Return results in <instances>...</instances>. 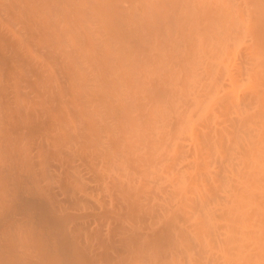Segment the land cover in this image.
<instances>
[{"label": "bare ground", "instance_id": "obj_1", "mask_svg": "<svg viewBox=\"0 0 264 264\" xmlns=\"http://www.w3.org/2000/svg\"><path fill=\"white\" fill-rule=\"evenodd\" d=\"M207 263L264 264V0H0V264Z\"/></svg>", "mask_w": 264, "mask_h": 264}, {"label": "rangeland", "instance_id": "obj_2", "mask_svg": "<svg viewBox=\"0 0 264 264\" xmlns=\"http://www.w3.org/2000/svg\"><path fill=\"white\" fill-rule=\"evenodd\" d=\"M240 4H241V3H240ZM239 7H242V8H243V7H244V4H243V6H242V5H239ZM242 8H241V9H242ZM240 11H241V10H240ZM242 12H243V10L241 11V13L239 12V13H240V16L244 17L243 15H245V14H243ZM242 14H243V15H242ZM242 17H241V18H242ZM243 19H244V18H243ZM242 36H243V34H241V35L238 36L239 39H238V38H235L236 41L233 39L235 42L238 41V42H237V45H236V43H235V45L237 46V48H239V50H242L241 47L244 45V44L242 45V42H244V40L246 39V38H244V36H243V37H242ZM231 37L233 38V36L230 35L229 38H231ZM240 37H242V39H243V41L241 42V44H239V43H240L239 40H241ZM245 41L247 42L248 40L246 39ZM241 45H242V46H241ZM240 46H241V47H240ZM240 48H241V49H240ZM236 51H238V49H236ZM238 54L240 55V52H239ZM238 54L235 55V57L237 56V58H239ZM230 57H231V56H230ZM240 58H242V57H240ZM238 61H239V60H238ZM242 83H243V82H242ZM244 83H245V85L247 84L245 81H244ZM244 83H243V84H244ZM247 86H248V85H247ZM243 87H246V86L243 85ZM215 113H216V111H215ZM215 113H212V114L210 113V114L208 115V117L205 118V119H208L210 116H212V118H213V114L215 115ZM216 114H217V113H216ZM218 115H219V113L217 114V117H216L217 119H218ZM215 116H216V115H215ZM215 116H214V117H215ZM212 118H210V120H206V121L203 120V119H202V120H203L204 122H206V123L209 122L210 125H211V123H213ZM216 118H213V119H216ZM217 119H216V120H217ZM219 119H220V118H219ZM216 120L214 121V124H215ZM196 121H197V122H195V124H196L197 127L195 126L196 128H195V130H194V134H192V135H193V139H194V141H195V139H197V138H195V137H200V136H201V134H200V132H199V129L202 130L201 128H204V127H203V126H204V122L199 123V121H200L199 119L196 120ZM200 122H201V121H200ZM206 123H205V125H206ZM199 125H200V126L202 125V126L199 127ZM208 125H209V124H208ZM210 125H209V127H212V126H210ZM212 125H213V124H212ZM213 126H214V125H213ZM203 130H204V129H203ZM198 132H199V134H198ZM190 134H191V133H190ZM197 135H198V136H197ZM199 139H200V138H198V141H199ZM214 147H216V146L213 145V146H211V147L207 150V153H208V154L205 153V154H206V155H205V154L203 153V154H204L203 156H202V154H201L202 158H204V156L206 157V156L208 155V159H209L210 154L212 153L213 155L215 154V155H214L215 157L212 155L215 159H217V158L220 159V158L222 157V156H221L222 154L220 155L219 151H217V150H219V149H216V148H218V147H216L215 150L218 152V155H220V156H218L217 153H215L216 151L213 153V149H214ZM211 151H212V152H211ZM201 156L199 155L197 159H199ZM216 156H218V157H216ZM202 158L199 159V160H197V161H200V166H199V168H198L197 173L199 172L198 175H200V176L203 174L202 176L205 178V174L208 172V168H210L209 165L213 164L212 167H213V166H217V163H218V162H217L214 158L212 159V162H210V161H211V158H212V157H210V159H209L210 161H209V162H206L208 159H207V158H204V160H205V159H206V160L204 161V163H201V162L203 161ZM201 160H202V161H201ZM213 160L216 161V165H214L215 162H214ZM218 161H219V160H218ZM213 162H214V163H213ZM197 163H198V162H197ZM205 163H208V164L206 165L207 167L205 166V167L207 168V169H206L207 171H204V168H205L204 165H205ZM198 164H199V163H198ZM218 165H219V164H218ZM214 168H216V169L218 170V166H217V167H214ZM214 168H213L212 170H211V169H210V170H211V171H215ZM202 169H203V170H202ZM210 170H209V171H210ZM200 171H201V172H200ZM205 172H206V173H205ZM215 172H216V171H215ZM215 172H214V175H215ZM201 173H202V174H201ZM210 173H211V172H210ZM208 174H209V173H207L206 181H205L206 185H203L204 179L202 180V183H200V181H201V177H202V176L199 178L198 175H197L198 177L196 178V179H198V180L196 181V183H200V185L207 186V184H209V183H207ZM212 175H213V173L211 174V177L214 176V175H213V176H212ZM236 175H237V174H236ZM209 176H210V175H209ZM220 176H221V175H220ZM203 177H202V178H203ZM211 177H209V178H211ZM235 177H239V176H235ZM209 178H208V181L211 180V179H209ZM214 178H216V175L214 176ZM214 178H213V179H214ZM199 179H200V180H199ZM236 180H237V178H236ZM211 181H212V180H211ZM222 182H223V181H222ZM205 183H204V184H205ZM210 183H211V182H210ZM223 183H224V182H223ZM223 183H222V186H221V187H222V189L224 188V192H223V190L221 189V187L217 189L218 192H221V193L223 192V194L225 193L224 196H225V195H228V193L231 194V190H229V189L226 190V188H227L226 186H227V185L224 186ZM196 186H198V184H197ZM198 187L201 188V186H198ZM200 188H199V189H200ZM204 188L207 189V187H204ZM208 188H209V191H208V192H210L209 196H213V197H214V195H215V193L217 192V190L214 189L216 192L214 191L215 193L213 194L212 188H211L209 185H208ZM202 189H203V187H202ZM202 189H201V191H202ZM203 190H204V189H203ZM206 191H207V190H206ZM206 191H205V192H206ZM225 191H226V192H225ZM227 191H229V192L227 193ZM196 192H197V194H200V193H202V192H204V191L200 192V191H197V189H196ZM198 192H199V193H198ZM205 192H204V193H205ZM211 192H212L213 195H211ZM218 192H217L216 194L219 195ZM232 193H234V191H233ZM206 194L208 195L207 192H206ZM223 194H222V195H223ZM201 195H202V194H201ZM201 195H199V196L201 197ZM222 195H219V196H221L220 198H218L219 196H217V195H215V197L217 196L216 199L218 198L219 201H220L221 198H222ZM197 196H198V195H197ZM204 196H206L205 194L202 195V197H203V198H206V197H204ZM207 197H208V196H207ZM215 197H214L213 202L216 200ZM225 197H226V196H225ZM225 197H223L222 200H224ZM227 197H228V196H227ZM227 197H226V198H227ZM231 197L234 198L233 196H231ZM210 198H211V200H210ZM210 198L208 197L209 201H211V202H209L208 199H207L208 205H210L209 203H211L212 205H214L215 202H217V201H215L214 203H212V199H213V198H212V197H210ZM229 198H230V197H229ZM222 200H221L220 202L218 201L217 204L221 203ZM226 200L228 201V199H226ZM226 200H225V201H226ZM231 201H232V200L228 201L229 204H232ZM223 202H224V201H223ZM228 202H226V203L228 204ZM232 202H233V201H232ZM226 203H225V205H227ZM221 204H222L221 206L224 205V203H221ZM212 205H211V206H212ZM211 206H207V208H210ZM219 206H220V205H219ZM228 206H229V205H228ZM228 206H227V207H228ZM214 207H216L217 209H219L218 206H216V205H214ZM214 207H211L209 210H210L211 212H214V211H213V210H214ZM223 207H224V210H223V211L225 212V211H226V210H225L226 206H223ZM229 207H230V206H229ZM231 207H234V206H231ZM207 208H206V206H205V209H206V210H208ZM205 209H204L203 212H201V213L198 211V212L200 213L199 215H200L202 218H203V216H205L204 214H202V213H205V212H206ZM211 209H213V210H211ZM220 209H222V208H220ZM220 209H219V210H220ZM228 210H231V208H230V209L228 208ZM228 210H227V211H228ZM210 211H209V212H210ZM227 211L225 212L226 214H228V213L230 212V211H228V213H227ZM232 211H233V209H232ZM207 212H208V211H207ZM207 212H206V213H207ZM216 212H217V211H216ZM218 212H219V211H218ZM235 212H236V211H234V214H235ZM206 213H205V214H206ZM214 213H215V212H214ZM232 213H233V212H231V214H232ZM197 214H198V213H197ZM201 214H202V215H201ZM212 214H213V213H212ZM216 214H217V213H216ZM219 214H221V210H220ZM222 214H224V213H222ZM234 214H232L231 216H233ZM208 215L210 216V213H209ZM238 215H239L238 213H237V215H234V218H235V216H238ZM213 216H214V215H213ZM220 216H222V215H220ZM239 216H240V215H239ZM206 217H207V219L205 218V220H204V218H203V220H202V221H205V224L201 221V218H200V219L197 220V221L200 222V224H196V226L201 225V222H202L204 225H206V227L204 226L205 228L208 227L209 229H210V228L212 229L214 225H213V224H212V225L210 224L211 226H209V225L207 226V223H206V222H210V220H211V218H212V215H211V218H209L208 216H206ZM214 217H215V216H214ZM216 217H217V216H216ZM227 217H228V216H227ZM229 217H230V213H229ZM208 218H209V220H208ZM218 218H219V217H218ZM218 218H217V219H218ZM221 218H222V217H221ZM224 218H226V217H224ZM224 218H222V219L224 220ZM230 219H232V218L230 217V218H227V219H225V220H227L228 223H229V221L231 222ZM213 220H214V218H213ZM218 220H219V219H218ZM214 221H215V222H218L217 220H214ZM237 221H239L238 218H237ZM215 222H214V223H215ZM219 222H221V221H219ZM222 222H223L222 224H221V223H219V224L223 225V224L225 223V221H222ZM232 222H233V221H232ZM232 222H231V224H232ZM212 223H213V222H212ZM203 224H202V226H203ZM208 224H209V223H208ZM215 224H216V223H215ZM218 226H219V225H216L217 229H219V230H218V233H221V231H222V233H223L224 229H226V227H225L226 225H223L225 228L222 227V226H221L222 228H221V227L218 228ZM227 226H229V225H227ZM230 226H231V225H230ZM198 227H199V226H198ZM198 227H195V228H196L195 230H197ZM199 228H200V227H199ZM202 228H203V227H201L200 229H198L197 231H195V234H196L195 237H196V239H198V240L195 239L196 241H195V247H194V249H195V248H198V247L200 246V248L202 247L201 250H203V251H202V253H203L205 250H206L205 252H207V251H208V252H211L210 250H207L208 248H209V249H211V248H212V249L216 248V251H215V252H217V251H218V250H217V247H218V249H221V250H219L220 254H218V255L215 254V253H214L215 255L212 254V253L214 252L213 250H212V253H208V252H207V253H208L209 255L212 254V256L214 255V256L216 257V255H217V257H219V255L222 254L221 251H222V249H223V246H220V245H222V244L224 243V242H223L224 240L222 241L223 243H220V245H219L221 248L218 246V242H217L216 240H217V239L220 240V239L222 238V237H221V234H218L216 229H215L216 231L214 230V231H215V234H214V232H212V234H214L215 237H216V240H215V241H214L213 238H212L213 240L211 241V242H213V241L215 242V243L213 242L214 245L217 244V245H215V246H216V247H215V246L213 245V243L209 242L210 240H209V241L207 240V239H209V238L211 239V237L213 236L211 233L208 232L209 229L206 230L205 228H203V229H202ZM214 228H215V226H214ZM214 228H213V229H214ZM222 229H223V230H222ZM200 230H202L203 233H202V231H200ZM204 230H205V232H204ZM211 231H212V230H211ZM211 231H210V232H211ZM219 231H220V232H219ZM198 232H199V234H200V238H202L205 234H207V235L204 236V239L202 238V240H204V241H201V243H202V242L205 243V242L208 241V243H210L211 245H213L214 248H213V246L211 247V245H210V247H209L208 243H207V244L205 243L206 245H205L204 243L198 245V243H200V242H198V241H200V238H199V234H198ZM200 232H201L202 234H204V235H202ZM208 234H209L211 237L208 236ZM217 234H218V235H217ZM197 235H198V236H197ZM219 235H220V236H219ZM222 235H223V234H222ZM218 236H219L220 238H218ZM205 237H207V238H205ZM215 237H214V238H215ZM222 239H223V238H222ZM222 239H221V240H222ZM205 240H207V241H205ZM221 240H220V241H221ZM220 241H219V242H220ZM216 242H217V243H216ZM203 244H204V245H203ZM197 245H198V247H197ZM207 245H208V246H207ZM206 246H207V247H206ZM206 248H207V249H206ZM195 250H197V249H195ZM201 250L198 249L197 251H201ZM194 253H195V252H194ZM197 253H199V258H196V257H198L196 254H195L194 256H196L195 258H196V259H199V261H200L201 263L203 262L202 259L205 258V257L207 258V256H208V254H206V253H205V254H206L207 256H204V255H205L204 253H203L204 255L202 254L203 256L201 255L200 252H197ZM217 253H218V252H217ZM208 257H209V256H208ZM210 257H211V256H210ZM210 257H209V259H210ZM215 257H212V262L214 261L213 258H215ZM217 257H216V258H217ZM221 257H222V256H221ZM209 259L207 258V260H205V259H204V260L208 262ZM219 259H221V258H219ZM210 260H211V259H210ZM205 261H204V262H205ZM209 262H210V261H209ZM209 262H208V263H209ZM208 263H207V264H208ZM210 264H211V263H210Z\"/></svg>", "mask_w": 264, "mask_h": 264}]
</instances>
